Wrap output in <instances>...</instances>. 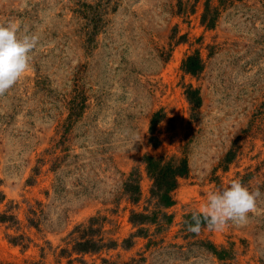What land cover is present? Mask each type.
<instances>
[{"label":"rangeland","instance_id":"1","mask_svg":"<svg viewBox=\"0 0 264 264\" xmlns=\"http://www.w3.org/2000/svg\"><path fill=\"white\" fill-rule=\"evenodd\" d=\"M9 21L39 42L0 96V264H264V0H0ZM148 156L188 159L173 206ZM233 180L247 224L188 232Z\"/></svg>","mask_w":264,"mask_h":264},{"label":"clouds","instance_id":"2","mask_svg":"<svg viewBox=\"0 0 264 264\" xmlns=\"http://www.w3.org/2000/svg\"><path fill=\"white\" fill-rule=\"evenodd\" d=\"M18 22L0 23V96L11 89L29 70L31 53L37 48L39 38L24 29L21 35ZM259 191L250 192L239 180L229 186L210 191L206 202L186 221L187 231L201 232L202 224L209 230H223L229 223L243 226L248 214L256 211Z\"/></svg>","mask_w":264,"mask_h":264},{"label":"trees","instance_id":"3","mask_svg":"<svg viewBox=\"0 0 264 264\" xmlns=\"http://www.w3.org/2000/svg\"><path fill=\"white\" fill-rule=\"evenodd\" d=\"M185 69L188 73L198 75L204 70V64L201 56L197 53L194 56H189L185 62ZM148 163V170L150 175L154 179V187L152 189V197L158 200V204L167 207L174 205V198L172 193L178 187L179 180L181 178H187L190 174V166L188 159H184L180 165H175L172 162L163 163L155 158L148 156L146 158ZM126 192L131 194L132 199L138 202L140 199L141 191L139 181L132 180L126 184ZM148 217L144 215H134L132 218L133 223H144ZM95 221H92L90 231L93 230ZM87 232V233H88ZM86 235V234H84ZM85 237V236H83ZM101 247L93 239H85L82 242L77 243L75 250L79 253H89L98 251Z\"/></svg>","mask_w":264,"mask_h":264}]
</instances>
